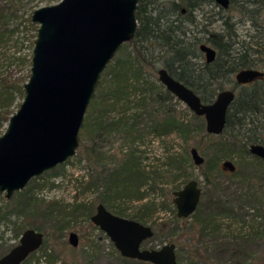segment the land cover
Segmentation results:
<instances>
[{"label": "trees", "instance_id": "obj_1", "mask_svg": "<svg viewBox=\"0 0 264 264\" xmlns=\"http://www.w3.org/2000/svg\"><path fill=\"white\" fill-rule=\"evenodd\" d=\"M206 6L217 8L219 30L210 32L200 29L193 34L192 30L186 28L188 25L196 27L190 15ZM181 8L189 13V18H182ZM263 9L264 0H229L226 10L218 8L211 0L172 1L167 9L164 5L157 4L156 0H138L134 12L137 21L134 36L129 42L121 45L102 72L78 132L79 144L76 151L84 152L87 155L85 159H93L96 166L102 159L98 148L107 138L119 136L122 144L126 146L117 164L110 168L100 166L93 181L86 183L87 187H101L98 204L106 210V204L109 202L145 201L143 189L155 185L154 182L151 183L154 180L152 175L158 176V173L143 169L141 158L145 149L139 150L135 143L142 144L145 135L162 138L178 134L185 144L197 137L198 140H193L192 148L200 150L204 157L203 163L197 167L205 184L210 186L201 192L195 212L188 217L191 219V225L187 232L195 240L190 253L184 252V260L188 264H207L209 258L206 257V251L217 264H246L247 260H253L250 264H257L248 249L254 240L264 238V203L259 201L256 205L252 204L256 203L252 199L253 195L248 196L245 193L233 198L227 195L224 197L227 187L222 188L217 181L212 182L210 174L217 169L221 160L236 156L251 158L253 163H239L237 171L231 173V176H246L259 181L264 178V160L251 155L248 150L250 145L264 147V21H260ZM233 11L240 16L238 20L228 14ZM244 22H249L250 25V29L243 35L248 38L247 42L240 41L236 33L238 25ZM189 34L191 36H188ZM195 34L199 36L196 37ZM201 43L208 45L215 52L214 61L210 64L203 61L200 64L195 63L196 57H200L198 45ZM160 68L192 90L201 103L211 102L217 92L225 90L224 85H229V90H236L227 109L221 134H206L203 119L191 112L187 120L178 114L174 107L178 101L157 80L147 79L149 74L146 69L156 73ZM248 68L259 69L263 76L247 86L236 88L233 75ZM13 95L22 98L21 85L4 83L0 91V129L12 114L8 107ZM118 110L119 114L110 116L112 111ZM189 159L185 151L179 161L175 157H169L167 165L170 171L178 172L182 163L191 166ZM66 163L31 179L24 189L15 192L6 201L5 206L0 208V223L7 221L11 216L26 215L32 220L36 217L45 223L47 221L53 227L57 224V230L60 232L63 226L58 221L64 217L65 208H70L71 214L83 210L87 218L91 217L94 213L79 204L63 207L60 212L62 208L54 209V203H45L32 195L34 190L42 186L40 183L45 181V178L54 176ZM149 204H141L137 215H125L120 209L108 211L144 225L141 210L149 211ZM246 205L253 208L251 215L244 212L243 207ZM188 218L177 219L173 213L172 223H168L163 238H159V235L165 226L154 225L152 237L143 245L156 241L173 244V237L177 233L176 224ZM218 220L240 223L246 226L247 231L237 233L235 230L230 231L228 226V234L219 236L221 227ZM26 229L39 232L42 237L45 235L44 228L39 224L26 225L20 232ZM203 238L209 239V245L203 247L205 254L202 256V251L196 243L200 245ZM175 255L176 260L181 262L180 252L175 251ZM32 256L33 253L21 264H30ZM41 258L36 259L33 264L55 262V258L45 251L42 252ZM120 264L148 263L120 257Z\"/></svg>", "mask_w": 264, "mask_h": 264}, {"label": "water", "instance_id": "obj_2", "mask_svg": "<svg viewBox=\"0 0 264 264\" xmlns=\"http://www.w3.org/2000/svg\"><path fill=\"white\" fill-rule=\"evenodd\" d=\"M226 10L229 0H212ZM138 0H59L40 7L30 15L36 26L29 75L22 84V98L5 123L0 135V194L6 200L37 178L72 158L78 147V132L94 88L107 64L122 44L129 42L137 28L135 9ZM205 62L215 52L200 45ZM158 82L194 116L201 117L208 135L221 134L227 109L233 101L231 90L215 94L209 103H201L192 90L171 78L164 69L156 72ZM262 77L255 69H242L234 75L237 84ZM249 153L264 160V147L250 145ZM194 166L203 163L197 151L189 150ZM234 171L229 161L221 163ZM201 189L189 180L172 192L177 219L191 216L200 200ZM90 222L112 243L119 256L148 264H177L175 247L164 243L143 248L152 237L149 226L110 213L102 205L95 207ZM42 234L24 230L17 241L0 257V264H21L42 244ZM77 245L75 234L67 238Z\"/></svg>", "mask_w": 264, "mask_h": 264}, {"label": "rangeland", "instance_id": "obj_3", "mask_svg": "<svg viewBox=\"0 0 264 264\" xmlns=\"http://www.w3.org/2000/svg\"><path fill=\"white\" fill-rule=\"evenodd\" d=\"M59 0H0V91L2 85L7 84H22L26 81L29 75L30 57L32 44L35 37L36 26L30 22V15L33 10L54 5ZM172 0H156L159 5H164L167 9L169 3ZM179 1V0H177ZM217 8L212 6L201 7L199 10H195L191 14L194 20L195 26L188 25L187 29L195 31L200 29H206L208 31L219 30V15ZM234 16V20H238L240 16H237L235 11L228 13ZM28 20V23H27ZM260 21H264V9L261 13ZM250 29L249 22H244L238 25L236 33L238 39L244 42L248 41L243 35L247 29ZM252 32H250L251 34ZM188 36H191L190 34ZM196 37L199 35L195 34ZM125 44V43H124ZM203 61L202 56H198L195 59V63L199 64ZM147 79L152 81L157 80L156 73H153L150 69H146ZM151 75V76H150ZM149 76V77H148ZM158 81V80H157ZM225 90L230 89L229 85L223 86ZM21 101L17 95H13V100L8 107V110L13 114ZM175 110L185 120L188 119L190 111L178 101L174 104ZM119 110H121L119 108ZM118 111H112L111 115L119 114ZM118 116V115H117ZM5 128V124L0 129V135ZM193 140H198L197 137L185 144L178 134H172L168 137L151 138L149 135H145L142 138V144L135 143L139 150L145 149V153L142 154L141 166L145 171H155L158 173L153 174V181L155 183L152 188L143 189L145 201L142 202H109L106 204L108 210L117 211L120 209L125 215H137L139 207L143 203H150L149 211L144 210L141 212L142 221L144 225L149 226L151 229L157 227H164L159 235V238H163L166 233V227L168 223H172L173 213L175 214V208L172 204V192L180 190L187 181L195 180L201 192L208 189L209 186L205 184L204 178L201 175L198 167L192 164L191 159L187 163L181 164V169L177 171H170L167 165L169 157H175L177 161L183 158L185 151L189 157V150L192 148ZM126 146L122 144V139L119 136H112L107 138L104 143L100 144L98 151L101 156V163L96 166L93 159L91 161L85 159L87 156L84 152L75 151L72 158L68 159L63 168L52 177L45 178L42 181L40 188L33 191L32 195L45 203H54V209H61L63 207L72 205H81L84 209H90L92 214L94 213L95 205L99 203V194L101 187L97 188L93 186L87 187L88 181H93L100 166L110 168L117 164L121 159ZM198 155L204 157L202 152L197 151ZM83 155V156H82ZM91 157V156H90ZM223 161H229L234 166L233 172H228L221 167ZM251 164L253 159L251 158H239L232 156L221 160L217 164V169L213 170L210 174L211 181H217L221 187H227V191H224V197H235L242 195L241 193L253 195L252 203L254 205L261 201L264 203V178L262 180L251 179L248 177H242L239 175L231 176V173L237 171L238 164ZM250 168V167H248ZM48 173V172H47ZM149 177L150 174H147ZM263 176V175H262ZM176 177V178H174ZM264 177V176H263ZM248 178V179H247ZM244 180H249L248 182ZM149 185V182H147ZM150 183V184H151ZM251 186V187H247ZM258 197V198H257ZM250 199V198H249ZM6 200L3 194H0V208L5 206ZM260 205V204H259ZM93 209V210H92ZM264 210V206L262 208ZM244 212L247 215L253 213V208L250 206L243 207ZM83 211V210H82ZM73 212L71 214L70 208L64 209V217H62L61 223L63 228L59 232L57 230V224L53 227L47 221L46 223L35 217V220L25 216L9 217L7 221L0 223V255L6 253L11 247L17 244L20 236V230L29 224H39L45 230L43 235V242L41 246L33 253L30 264H33L36 259L41 260L42 252L45 251L48 255L55 258L54 264H120V256L114 249L112 243L107 237L95 226H93L86 217L85 212ZM60 224V225H61ZM218 224L221 227L219 236H226L229 226L230 231H247L246 226L240 223H232L227 220H218ZM177 233L174 238L175 251H179L181 255V262L177 261V264H188L184 260L185 251L190 253L192 247L195 245V240L188 234V229L191 225V219H187L184 222H178ZM174 226V225H172ZM171 228V226H169ZM70 233L75 234L77 239V245L72 247L68 244L67 238ZM167 241H159L155 243L145 244L143 248H153L161 246ZM202 256L203 247H208L209 239L203 238L200 245L196 243ZM249 254L254 255V263L264 264V238H257L249 246ZM206 251V257L209 258L207 264H217L211 258ZM253 260H247L246 264L252 263ZM40 262V261H39ZM41 264V263H39Z\"/></svg>", "mask_w": 264, "mask_h": 264}, {"label": "flooded vegetation", "instance_id": "obj_4", "mask_svg": "<svg viewBox=\"0 0 264 264\" xmlns=\"http://www.w3.org/2000/svg\"><path fill=\"white\" fill-rule=\"evenodd\" d=\"M172 1H174V2H178L177 0H172ZM171 1V2H172ZM181 0H179V2H180ZM195 1V0H194ZM212 1V0H211ZM213 2V1H212ZM138 3V2H137ZM214 4V3H213ZM215 5V4H214ZM137 6V5H136ZM215 6H217V5H215ZM218 7V6H217ZM218 8H220V7H218ZM221 9V8H220ZM195 11H193L192 13H194ZM191 13V14H192ZM180 14H181V16H183L182 18H184V16L185 17H187V18H189V13L187 12V11H185V10H183V8H181V11H180ZM191 16V15H190ZM196 32V31H195ZM197 35H199V34H197ZM192 36H193V34H192ZM200 45H205V44H199L198 45V51H199V54H200V56H202V58H203V62L205 63V64H210V63H212L213 61H214V59H213V61L212 62H210V63H206L205 62V56H204V53H202L200 50H199V46ZM206 46H208V45H206ZM209 47V46H208ZM211 48V47H210ZM212 49V48H211ZM213 50V49H212ZM215 58V57H214ZM200 64V63H199ZM160 69H162V68H160ZM248 69H255V70H258V71H260L259 69H256V68H248ZM159 70V69H158ZM157 72V71H156ZM238 72V71H237ZM236 72V73H237ZM260 72H262V71H260ZM167 73V72H166ZM235 73V74H236ZM234 74V75H235ZM234 75H233V82L235 83V87L236 88H238V87H243V86H247V85H249V84H251L252 82H254L256 79H254L253 81H251V82H249V83H247V84H237L235 81H234ZM262 76H263V73H262ZM261 78V77H260ZM257 79H259V78H257ZM229 90V89H228ZM231 91L233 92V94H234V96H235V94H236V90L234 89V90H232L231 89ZM224 162V161H223ZM12 197V196H11Z\"/></svg>", "mask_w": 264, "mask_h": 264}]
</instances>
